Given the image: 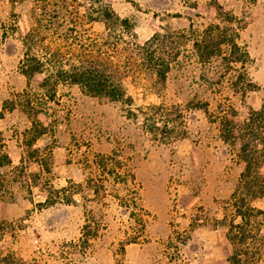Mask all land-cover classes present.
<instances>
[{"label":"rangeland","instance_id":"374dc122","mask_svg":"<svg viewBox=\"0 0 264 264\" xmlns=\"http://www.w3.org/2000/svg\"><path fill=\"white\" fill-rule=\"evenodd\" d=\"M104 1L131 21L128 38L153 39L170 62L164 82L127 80L132 105L74 84L48 97L42 74L19 69L29 7L0 0V137L11 158L0 168V254L19 264H231L221 219L244 163L219 117L233 107L243 122L264 105V0ZM218 22L238 32L244 64L226 60V46L199 58L195 41ZM147 117L177 127L155 137ZM256 221L264 238V215ZM257 247L264 264V240Z\"/></svg>","mask_w":264,"mask_h":264},{"label":"trees","instance_id":"16d2710c","mask_svg":"<svg viewBox=\"0 0 264 264\" xmlns=\"http://www.w3.org/2000/svg\"><path fill=\"white\" fill-rule=\"evenodd\" d=\"M9 2L13 8L17 5L29 7V27L21 36L20 72L27 79L42 74L41 87L50 98L55 96L60 84H74L87 95L132 105L133 98L126 89L129 78L139 77L142 73L162 82L167 78L170 62L153 48V39L138 43L128 38L133 28L131 21L121 17L104 0ZM215 6L219 16L223 14L227 23L233 22L235 16L232 13L217 2ZM95 24L101 25L102 29L94 30ZM238 36L234 27L218 22L210 24L194 45L203 61L215 53L221 54L222 46H226L229 55L224 58L244 64L249 54L238 43ZM220 111L221 137L233 144L241 141L239 157L244 163L221 219L232 246L228 261L231 264H261L257 245L264 238L260 233L261 222L256 220L264 215V210L255 207L252 201L264 197V105L251 110L243 122H237L233 107ZM144 127L157 137L158 133L173 132L177 126L172 120L158 122L147 117ZM9 164L11 158L0 137V168ZM3 186L0 172V189ZM229 206L231 216L227 212ZM0 264L19 263L12 254H0Z\"/></svg>","mask_w":264,"mask_h":264},{"label":"crops","instance_id":"0c3cea01","mask_svg":"<svg viewBox=\"0 0 264 264\" xmlns=\"http://www.w3.org/2000/svg\"><path fill=\"white\" fill-rule=\"evenodd\" d=\"M260 199H264V197H261ZM256 200H258V198L257 199H254L253 201H252V203H253V205H254V202H256ZM256 206V205H255ZM256 207H258V206H256ZM258 208H260V209H262V210H264V207H258Z\"/></svg>","mask_w":264,"mask_h":264}]
</instances>
